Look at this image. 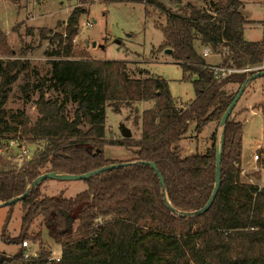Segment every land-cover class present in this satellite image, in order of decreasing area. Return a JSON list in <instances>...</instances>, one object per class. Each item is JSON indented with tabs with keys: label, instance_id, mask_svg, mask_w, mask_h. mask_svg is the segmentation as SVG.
<instances>
[{
	"label": "trees",
	"instance_id": "16d2710c",
	"mask_svg": "<svg viewBox=\"0 0 264 264\" xmlns=\"http://www.w3.org/2000/svg\"><path fill=\"white\" fill-rule=\"evenodd\" d=\"M80 1L64 32L49 39L52 29L39 30L41 40L49 39L57 46L46 53L51 58L49 73L37 82L25 81L20 86L27 102L33 100L35 92L38 95L34 101L39 114L35 123L24 109L7 108L13 85L28 77V48H22L17 58L7 35H0V143L19 139L36 148L32 160L20 170L0 171V201L23 195L46 172L83 175L122 164L107 158L105 150L125 146L136 147L132 162L157 165L170 204L178 212L202 209L215 186L219 125L236 95L228 93L226 87L241 86L256 71L219 79L211 69L214 65L206 63L196 43L203 50L222 54L220 67H264V39H245V27L253 22L242 15V1L223 4L203 0L202 7L187 3L175 11L160 0H97L109 5L142 4L164 14V22L157 24L164 34L161 47L173 51L172 57L182 66L196 93L195 100L185 108L177 104L167 80L141 69L135 76L128 68L130 62L70 59L80 18L88 12L83 6L96 0ZM25 34L34 36L35 30L29 28ZM33 71L38 73L35 67ZM51 91L56 97L47 98ZM144 102L153 106L142 113L141 140L105 138L107 104L119 114L122 103ZM69 105L75 107L74 113ZM72 114L73 119L69 117ZM214 123L217 129L210 136L211 146L204 153L184 156L181 143L191 137V127L199 136ZM243 133L244 123L232 115L224 133L220 189L211 208L200 216L174 213L168 208L155 171L149 166L132 165L85 180L87 189L74 198L65 197L64 192L44 196L40 191L43 182L20 201L24 212L20 234L14 238L9 235V215L1 240L19 246L26 240L42 242V233L31 235L30 231L43 217L48 236L62 246V259L54 264H264V186L242 181ZM11 134L16 136L7 137ZM65 213L77 223L76 230L73 226L67 229ZM100 217L110 220L99 225L96 221ZM23 254L22 248L13 257L0 253V264L48 263L49 254L44 249L31 261H25Z\"/></svg>",
	"mask_w": 264,
	"mask_h": 264
},
{
	"label": "rangeland",
	"instance_id": "374dc122",
	"mask_svg": "<svg viewBox=\"0 0 264 264\" xmlns=\"http://www.w3.org/2000/svg\"><path fill=\"white\" fill-rule=\"evenodd\" d=\"M175 11L187 3H192L198 7L203 6V0H160ZM228 4L231 0H210ZM242 15L253 22L245 27V39L249 42H257L264 39V0H241ZM81 6L80 0H0V35L6 34L9 44L15 51V57L20 56V52L28 48L25 59L30 60L31 67L28 77L19 80L13 85V91L10 94L7 108L12 111L24 109L30 118L31 123H35L39 117L34 101L38 99L35 94L31 102L24 98L21 85L25 81L37 82L41 77L46 76L51 66V58L46 55L47 52L55 50L57 44L49 39L56 33L65 31L67 21L72 11ZM87 9V14L80 18L78 25V35L75 37L74 56L70 59L81 60L84 58L103 61H127L130 62L128 68L131 73L137 76L139 70H146L153 77H160L168 81L170 91L177 104L180 107H187L195 100L196 93L192 81L185 78L182 66L166 53L162 44L164 34L157 24L164 22V14L154 8H146L142 4H104L99 1L83 6ZM146 9L148 13H146ZM34 17V19H33ZM90 22L91 26L84 24ZM18 28V30H17ZM32 28L35 30L34 36H27L25 30ZM48 28L53 30L47 40H41L39 30ZM89 42V46L86 43ZM93 43L97 47H92ZM52 44V47L51 45ZM198 51L206 63L209 65H218L222 63L223 56L218 52H211L205 56L206 50H203L199 42L196 43ZM2 57L0 56V59ZM36 68L34 73L33 68ZM46 88V87H44ZM240 86L228 85V93H237ZM56 97L53 91L49 92L47 98ZM264 77L258 78L252 82L239 100L234 118L236 121L244 123V133L242 141V157L240 169L242 171V181L245 183L264 186ZM153 106L152 102L122 103L120 113H115L114 106L106 105V136L107 140H122L120 128L125 125L132 131L133 140L142 139V113ZM69 110L74 113L75 107L69 105ZM73 119V114L69 116ZM214 125V129H213ZM217 129V124L207 126L203 133L196 136L194 126L191 127L190 138L182 141L181 147L184 156H190L195 153H204L211 146L210 136ZM16 134L7 135L15 137ZM24 142V141H23ZM7 142L1 141L0 147L5 146ZM31 144V143H28ZM136 147L109 146L105 150L106 157L117 162H132L134 150ZM19 150L13 149L10 154L11 159L0 157L2 164L1 170H20L30 160L18 161L17 154ZM259 154L260 160L254 161V155ZM34 156V155H33ZM87 185L84 181H60L56 179L46 180L40 187L44 196H57L64 192L67 198H74L79 193L85 191ZM10 215L8 224V233L11 237H17L20 234L22 217L24 215L22 203L14 206L0 207V235L3 226ZM110 217H100L96 223L104 224ZM77 229V223L72 224ZM71 226V227H72ZM42 233V242L26 240L35 245L40 250H45L49 256L62 250V246L53 241L48 236V229L43 217H39L30 231L31 235ZM20 251L19 245H6L0 237V253L13 257ZM48 262L47 264H54Z\"/></svg>",
	"mask_w": 264,
	"mask_h": 264
},
{
	"label": "water",
	"instance_id": "95a60500",
	"mask_svg": "<svg viewBox=\"0 0 264 264\" xmlns=\"http://www.w3.org/2000/svg\"><path fill=\"white\" fill-rule=\"evenodd\" d=\"M86 45L89 46V42H87ZM92 47L96 48L97 44L93 43ZM166 53L169 55H172L173 51L171 49H167ZM262 77H264V68L257 70L254 74H252L251 76H249L245 80V82L240 86V88H239L238 92L236 93L234 99L232 100V102L228 106L225 114L223 115V117L221 119V122L219 125V144L217 146L215 186H214L213 192H212L207 204L202 209H200L196 212H178L174 207H172V205L170 204V201L168 199L167 193H166L165 180H164L161 172L159 171L156 164H154L152 162H147V161H134V162H124L122 164H113V165L106 166V167L100 168L98 170H95V171H92L90 173L83 174V175H66V174H61L58 172H46V173L42 174L41 176H39L37 179H35L23 195L18 196V197L14 198L10 201H7V202H1L0 201V207L12 206V205L19 203L20 201L25 199L27 196H29L37 186H39L40 184H42L43 182H45L46 180H49V179H56V180H60V181H74V180L85 181V180L92 178L93 176L99 175V174L107 172L109 170L119 169L121 167H129L132 165H145V166L151 167L155 171L156 175L159 177L161 185L163 186L165 201H166L169 209H171L174 213L178 214L179 216H184V217L200 216V215L206 213L211 208V206L213 205L215 198L219 192V189H220V183H221V177H222V171H221L222 154H223V147H224V133H225L226 124H227L229 118L233 115L235 108H236L239 100L241 99L242 95L246 91L247 87L252 82H254L258 78H262ZM120 132H121L122 137L124 139L125 138H132V131L129 128H127L125 125L121 126ZM65 217L67 220V229H69V228H71V226L74 222V219L68 213H65Z\"/></svg>",
	"mask_w": 264,
	"mask_h": 264
},
{
	"label": "built area",
	"instance_id": "2783aa9c",
	"mask_svg": "<svg viewBox=\"0 0 264 264\" xmlns=\"http://www.w3.org/2000/svg\"><path fill=\"white\" fill-rule=\"evenodd\" d=\"M84 26L89 27L91 26L90 22H86ZM206 52L204 53L205 56L209 55L211 53L210 49H205ZM264 67H257V68H245V69H234V68H225L220 67L218 65H214L211 69L219 76V79L226 78L227 76L235 73H241V72H252L257 71L260 69H263ZM17 148L19 150L17 154L18 161H27L30 160L34 153L36 148L28 144L27 142H23L19 139L11 140L9 141L5 146L0 147V157L7 158L8 160L11 159L10 154L13 152V149ZM260 160V155L255 154L254 155V161L258 162ZM20 248L24 249L23 259L25 261H31L33 259H37L41 256V250L40 248H36L34 244L29 243L28 241H24ZM62 259V250L59 252H55L54 254H51V256L48 257V262H55L59 263Z\"/></svg>",
	"mask_w": 264,
	"mask_h": 264
},
{
	"label": "crops",
	"instance_id": "0c3cea01",
	"mask_svg": "<svg viewBox=\"0 0 264 264\" xmlns=\"http://www.w3.org/2000/svg\"><path fill=\"white\" fill-rule=\"evenodd\" d=\"M33 19H34V17H33ZM220 64V63H219ZM233 115H234V113H233ZM211 125V124H210ZM213 129H214V125H213Z\"/></svg>",
	"mask_w": 264,
	"mask_h": 264
}]
</instances>
